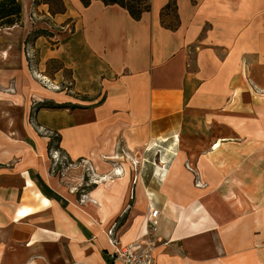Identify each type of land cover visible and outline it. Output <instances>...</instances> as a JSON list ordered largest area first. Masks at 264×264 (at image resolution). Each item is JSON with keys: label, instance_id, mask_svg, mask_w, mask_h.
<instances>
[{"label": "crops", "instance_id": "crops-1", "mask_svg": "<svg viewBox=\"0 0 264 264\" xmlns=\"http://www.w3.org/2000/svg\"><path fill=\"white\" fill-rule=\"evenodd\" d=\"M20 1L22 25L0 30V205L22 223L0 227V264H114L119 247L149 242L154 264H264V0H176L175 30L162 15L170 0H151L139 21L99 0H62L55 16ZM39 30L53 37L33 42L37 72L70 73L76 96L54 98L65 106L44 105L50 92L30 69L25 42ZM33 103L70 162L98 176L84 199L87 168L51 171ZM19 140L36 146L24 165Z\"/></svg>", "mask_w": 264, "mask_h": 264}, {"label": "rangeland", "instance_id": "rangeland-1", "mask_svg": "<svg viewBox=\"0 0 264 264\" xmlns=\"http://www.w3.org/2000/svg\"><path fill=\"white\" fill-rule=\"evenodd\" d=\"M49 2L51 4H53L54 1L49 0ZM32 18L35 22H42L44 20L45 21L47 20V17H39L38 15H34V16L32 15ZM52 29L54 32V36L61 34L64 30V28H62L60 26L59 27H53ZM56 44L57 43H55L54 45H56ZM54 45H52V47H54ZM32 47H33L32 44H30L26 47V49H27L26 54L28 57L30 69L32 70V74L34 76L36 83H38L40 86L45 88L48 92H50V95L52 98V99H50L51 101H49V102L46 101L47 103L45 102L44 105L48 104L49 107L50 106H57V107L65 106V104H59V101L57 99H54V98H56L55 95H59L61 93L67 94L71 97L76 96V94H74V91L72 88L70 73L68 71H63L61 73L60 79L56 78L55 74L53 72L52 73L47 72V74L49 76H51V79L46 78V77L42 76L41 74H39L37 72V68H36L37 62H38L37 52L32 50ZM39 103H41V102H39ZM37 108H38L37 105L35 103H33L29 122H30L32 128H34V131L38 135V137L47 138V139H49V142H50V140H51L50 137L57 138L58 133L40 126L38 118H37V112H38ZM61 117L62 116L60 115L58 118L57 124H59ZM16 143H17L16 144L17 148L20 149V152H21L18 163H19V165H24L26 163V159H28V160L31 159V158H29V156H26V154L28 153L27 150H32V148L36 149V146L32 142H30V144H28L26 141H21V140L17 141ZM46 157L48 160H50V164H51L52 168L54 169L53 172H55L54 174L56 176L59 175L63 178H64L66 170H68L70 167L79 165V166L83 167L84 169L87 168V171L85 172V174L83 176L82 182H80V185L77 188V193H79L81 200L84 199V197L86 196L85 194L87 193L89 187H93V184L95 182L100 181L98 176L91 170L89 164H87L86 162H83V161L77 162L76 164H74V163L69 164L70 160L64 154H61V153H58L57 151H55L53 146L48 147V153H47ZM41 159H43V158H41ZM5 160L6 159L3 158V162H5ZM8 160H9V158H8ZM192 173H194V175L196 176V184L201 183L200 178H199L196 170L194 171L192 169ZM19 176L26 183L27 176L25 175V172H20ZM104 178L106 180V177H104ZM28 183H29L28 185H30V187H31L32 182L29 180ZM24 186L26 187V185H24ZM197 186L199 187L201 185L197 184ZM0 195L3 196V194H0ZM20 197H21V195H20ZM37 197L39 199H41L42 204H44V200H46V198L41 197L40 193L37 194ZM20 205H21V203H20ZM19 207H20L19 209L22 208L21 206H19ZM0 208L3 209L2 214H1V209H0V217L3 216L2 222H0V227L5 229V228H7L8 224H9L5 219L6 218L10 219L9 215L5 214L6 213L5 209L10 210V206L9 205H0ZM31 211L32 210L28 209V208L22 209L19 211L18 217H25ZM10 220H12L13 222L22 223L21 220H19V219L17 221V218L16 219L13 218ZM109 232H108V234H109ZM109 237L112 240L115 239V233H114V236L109 235ZM6 248L7 247H5V244H4L3 250H6ZM21 249H25V247L18 246L19 254H21ZM25 262H26V260H25Z\"/></svg>", "mask_w": 264, "mask_h": 264}, {"label": "trees", "instance_id": "trees-1", "mask_svg": "<svg viewBox=\"0 0 264 264\" xmlns=\"http://www.w3.org/2000/svg\"><path fill=\"white\" fill-rule=\"evenodd\" d=\"M53 4L49 2V0H36L35 6L40 4L41 2L50 5L51 15L55 16L57 14L65 13V6L62 0H53ZM102 1L106 6L118 5L128 11L130 16L139 21L144 13L151 11V0H99ZM84 7H88L91 4V0H81ZM170 11L173 16V23L171 25H167L170 29L175 30L179 25L178 16H177V5L176 0H170L168 5L164 8L162 15H165L166 12ZM33 13L32 15H34ZM22 3L20 0H0V30L10 29L16 26L22 25ZM164 23V21H163ZM41 36H45L47 38H52L53 34L48 31H34L32 32L28 38L26 39L25 45L26 47L30 44L33 45V42ZM61 69L56 62H50L48 65V71H58ZM49 147L53 146L54 150L58 153L63 154L62 149L59 147V136L57 138L50 137ZM69 164H72L69 161ZM51 171L54 169L51 167ZM55 173V172H54Z\"/></svg>", "mask_w": 264, "mask_h": 264}, {"label": "built area", "instance_id": "built-area-1", "mask_svg": "<svg viewBox=\"0 0 264 264\" xmlns=\"http://www.w3.org/2000/svg\"><path fill=\"white\" fill-rule=\"evenodd\" d=\"M158 216L159 211L153 210L151 219L149 220V228L152 233L158 231ZM110 236H114L113 230L109 232ZM111 244L115 247L118 242L115 239H110ZM114 264H154L153 259V243L149 242L143 246L138 243L129 244L127 246L119 247L111 254Z\"/></svg>", "mask_w": 264, "mask_h": 264}, {"label": "bare ground", "instance_id": "bare-ground-1", "mask_svg": "<svg viewBox=\"0 0 264 264\" xmlns=\"http://www.w3.org/2000/svg\"><path fill=\"white\" fill-rule=\"evenodd\" d=\"M33 97H35V96H33ZM35 100H36V102H45V100L42 98V97H38V96H36L35 97ZM6 109V108H5ZM13 126H14V124H13ZM16 128V127H15ZM16 131V130H15ZM8 136V135H7ZM21 136V135H20ZM26 137V136H25ZM221 144V143H220ZM215 147H216V145H215ZM221 147V146H220ZM47 151H48V149H47ZM46 164H50V160H47V162H46ZM50 169V168H49ZM117 171V170H116ZM128 175V174H127ZM81 177V176H80ZM49 180H50V182L51 183H57V181L54 179V178H52L51 176H49ZM120 202V201H119ZM44 204H48V201L47 200H44ZM90 204H93L92 206H94L95 204H94V202H90ZM95 207V206H94ZM3 217V216H2ZM5 221V220H4ZM138 228V227H137ZM137 231V230H136Z\"/></svg>", "mask_w": 264, "mask_h": 264}]
</instances>
